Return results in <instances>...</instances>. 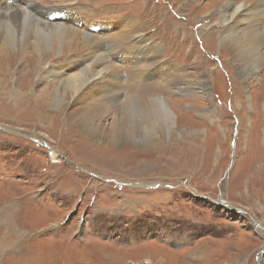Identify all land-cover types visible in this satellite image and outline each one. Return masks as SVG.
<instances>
[{
  "label": "rangeland",
  "instance_id": "1",
  "mask_svg": "<svg viewBox=\"0 0 264 264\" xmlns=\"http://www.w3.org/2000/svg\"><path fill=\"white\" fill-rule=\"evenodd\" d=\"M35 1L55 12L69 6L83 33L150 46L149 59L117 55L116 99L162 98L176 123L165 132L158 122L149 136L137 118L129 143L114 138L111 120L99 136L81 129L80 104H66L47 122L27 105L9 109L12 98L2 93L0 264H264V43L256 68L222 45L212 15L244 1ZM261 18L264 28V11ZM240 20L249 24L247 15ZM91 52H69L57 72H79ZM27 62L3 74L0 94L21 87L33 95L55 82L52 71L41 81L36 74L30 89L28 79L15 80Z\"/></svg>",
  "mask_w": 264,
  "mask_h": 264
},
{
  "label": "bare ground",
  "instance_id": "2",
  "mask_svg": "<svg viewBox=\"0 0 264 264\" xmlns=\"http://www.w3.org/2000/svg\"><path fill=\"white\" fill-rule=\"evenodd\" d=\"M12 1V3L0 1V91L5 89V80L3 81L2 78L3 74L7 72V76H9L11 70L15 71V67L13 66L24 60L28 61L26 67L15 80H20L22 83L23 80L28 79V88L30 89L34 84L36 74L40 75L41 81L50 74L49 71H52L51 75L53 74V80H55L53 84L56 83V87L53 88V84L50 83L49 86L38 92L36 91L33 95L19 86L17 94H13L10 91L11 88L9 91L1 92L0 95L6 93L4 97L10 96L12 98L10 103H6L9 109H13L14 112H20V110L13 107L12 103L16 104V106L21 103L34 111V115H31L35 116V120H45L48 122L54 113L63 115L66 104H80L78 108L82 110L83 116L81 115L78 124L81 126V129L87 131L90 136H99L101 134L100 128H102V123L105 124L106 121L111 120L114 138L126 140L129 143L134 141L138 135L135 133L134 127L135 122H138L137 118H141L140 122L143 124V131L149 136L154 131L156 133L158 122H161L160 124L162 125L166 124L162 128L165 132H171L174 129L176 123L174 111H172L166 100H163L161 97V100L152 99L146 101L131 98H126L122 101L116 99L121 92L120 83L122 76L120 68L122 64L116 63L118 62L116 60L117 55L134 53L136 56H145L149 59L151 54L148 55L145 52L149 50L150 46L147 47L145 43L141 47H137L136 45V48L132 49L130 47L127 48L126 44L124 47L120 43L118 44L116 39H119V36L113 39V37H99L94 36V34L83 33L74 27V24L79 21L80 16H75L76 12L68 9L69 6H59V10L55 12L53 8L44 9L35 0ZM243 1L242 4L240 3L241 5H232L228 2V5H223L221 9L215 10L212 15L215 17V23H218L223 30L220 35L217 34L222 45H228L236 53L243 55L248 62L251 60L257 68L259 66L258 60L261 59L259 53L257 54V47L262 46L264 43V28L257 21L259 18L262 19L261 14L264 11V0ZM31 7L38 10H34L35 12L31 13ZM260 8H263V11L260 12ZM37 11L38 13L35 15ZM243 15H247L249 24L246 21L240 20V17ZM43 16L44 21L42 20ZM57 16L60 19L54 20ZM74 17L78 19L73 20ZM134 27L135 24L131 26L130 30ZM259 28L262 29L259 30ZM216 32L217 29L215 30L212 27L210 34L215 35ZM213 41L215 42V38H207L208 43H212ZM112 44L115 47L111 46ZM81 49L92 50L90 53L91 62L85 63L82 61L81 65L78 64L80 71L71 75L66 71L62 73L57 72L61 68L59 63L56 62L69 52H79ZM123 49L127 51H123ZM115 51L116 53L113 54ZM157 55L158 53L156 52L153 58L158 59ZM247 61L245 62L247 63ZM145 66L147 67L145 70H149L152 65H144L143 67ZM253 69L251 68L252 72L255 71ZM141 71H144V69ZM176 78L177 82L184 84L187 75ZM188 81L190 82V86L191 83L195 86L192 80L189 79ZM7 82L8 84L10 83L9 81ZM62 86L69 91L68 98L66 99L63 98L64 96L61 97L59 87L61 89ZM43 116L44 119L41 118ZM96 119L98 122H96ZM88 134H86L87 137ZM53 155H56L55 151ZM17 234L19 232H16ZM23 243L24 240L21 242L22 246ZM162 260L160 259L161 262Z\"/></svg>",
  "mask_w": 264,
  "mask_h": 264
},
{
  "label": "water",
  "instance_id": "3",
  "mask_svg": "<svg viewBox=\"0 0 264 264\" xmlns=\"http://www.w3.org/2000/svg\"><path fill=\"white\" fill-rule=\"evenodd\" d=\"M263 254H264V250H263V252H262Z\"/></svg>",
  "mask_w": 264,
  "mask_h": 264
}]
</instances>
